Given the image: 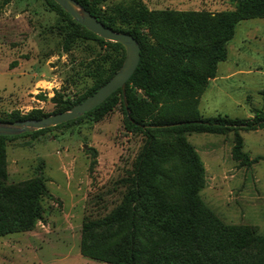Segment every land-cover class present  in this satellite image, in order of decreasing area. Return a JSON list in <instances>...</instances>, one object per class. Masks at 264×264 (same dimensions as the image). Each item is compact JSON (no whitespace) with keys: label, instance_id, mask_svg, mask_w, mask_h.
I'll return each mask as SVG.
<instances>
[{"label":"rangeland","instance_id":"374dc122","mask_svg":"<svg viewBox=\"0 0 264 264\" xmlns=\"http://www.w3.org/2000/svg\"><path fill=\"white\" fill-rule=\"evenodd\" d=\"M129 1L113 0L104 7ZM139 1L150 11L214 16L235 9L230 0ZM71 33L72 27L44 0H0V119L15 111L23 117L34 110L45 115L63 110L67 101L86 94L99 71L110 72L113 59L125 61V50L72 40ZM227 51V60L218 64L216 77L198 98V109L206 118L250 119L252 109L264 108V19L239 23ZM133 89L144 105V92ZM118 103L98 122L96 115H84L76 124L49 128L39 136L7 139V187L28 188L43 177L48 192L40 201L42 218L33 228L0 237V264H109L83 255L85 225L110 218L123 204L145 143L143 134L127 132ZM176 103L181 108L186 102ZM191 110L184 106L182 115ZM186 139L205 168L200 197L208 217L199 235L209 239L210 256L219 222L246 228L245 251L262 260L264 244L255 246L252 238L264 239V129L194 133ZM102 233L109 231L100 227L94 232Z\"/></svg>","mask_w":264,"mask_h":264},{"label":"trees","instance_id":"16d2710c","mask_svg":"<svg viewBox=\"0 0 264 264\" xmlns=\"http://www.w3.org/2000/svg\"><path fill=\"white\" fill-rule=\"evenodd\" d=\"M44 1L51 12L72 27L69 35L72 40L80 37L109 45L116 52L125 50L121 44L106 41L77 23L54 0ZM76 1L106 27L135 37L141 47L140 64L127 83L130 115L124 95L118 90L84 117L96 115L98 122L120 101L126 114L127 132L145 136L123 204L110 218L85 225L83 255L109 264H200V260L211 264H264V258L258 260L253 253L251 257L245 251L246 228L236 229L219 222L214 231L215 253L210 256L206 241L209 239L202 240L199 235L200 228L207 227L208 217V209L200 197L205 187V168L186 139V135L194 133L264 129V108L252 109L250 119L222 115L206 118L198 109V98L216 77L218 64L227 60V45L234 38L237 25L264 19V0H230L235 9L214 16L150 11L139 0L114 3L106 8L104 5L113 0ZM123 63L124 57L113 59L110 72L99 71L84 96L67 101L63 110L53 114L65 112L93 95ZM133 88L144 92L147 98L144 105L136 99ZM176 102L186 103L180 108ZM184 106L192 108L187 116L182 115ZM49 115L34 110L22 117L15 111L0 121L41 119ZM79 120L57 127L76 124ZM51 129L21 136H39ZM13 138L17 137L0 136V237L33 228L42 218L40 201L48 192L43 177H38L28 188L7 187V139ZM242 145L238 135V154ZM248 162L256 163L258 159ZM100 227L109 233L94 234ZM252 240L255 246L264 244L263 238Z\"/></svg>","mask_w":264,"mask_h":264},{"label":"water","instance_id":"95a60500","mask_svg":"<svg viewBox=\"0 0 264 264\" xmlns=\"http://www.w3.org/2000/svg\"><path fill=\"white\" fill-rule=\"evenodd\" d=\"M54 1L77 23L90 32L107 41L121 44L126 50L125 61L120 70L105 85L68 111L52 114L41 119H27L15 122L0 121V136L2 137H13L25 133H32L79 119L102 105L118 90H121L124 95L125 107L128 115H130L129 104L126 98V87L141 61V47L139 42L132 35L117 32L106 27L76 0Z\"/></svg>","mask_w":264,"mask_h":264}]
</instances>
